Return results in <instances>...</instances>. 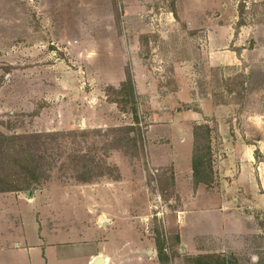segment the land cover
Wrapping results in <instances>:
<instances>
[{
	"label": "rangeland",
	"instance_id": "obj_1",
	"mask_svg": "<svg viewBox=\"0 0 264 264\" xmlns=\"http://www.w3.org/2000/svg\"><path fill=\"white\" fill-rule=\"evenodd\" d=\"M126 71L140 136L108 101ZM195 123L215 129L207 185L187 183ZM54 133L70 134L40 138L37 180L1 155L7 184L49 203L52 189L83 182L84 156L91 181H116L126 209L146 214L134 230L161 238L160 264H187L191 243L264 264V0H0V134ZM183 207L197 210L199 233L185 228L194 242L181 252Z\"/></svg>",
	"mask_w": 264,
	"mask_h": 264
},
{
	"label": "crops",
	"instance_id": "obj_2",
	"mask_svg": "<svg viewBox=\"0 0 264 264\" xmlns=\"http://www.w3.org/2000/svg\"><path fill=\"white\" fill-rule=\"evenodd\" d=\"M191 178L190 174L187 183ZM115 183L80 182L72 185L80 188L77 191L66 189L72 186L57 187L48 192L49 203L44 199L48 196L37 191H0V264H92L99 255L102 264H160L154 239L134 230L138 222L147 221L146 214L136 219ZM192 210H177L181 252L194 242V237L185 238V228L193 235L199 233ZM190 248L193 255L199 253L194 244Z\"/></svg>",
	"mask_w": 264,
	"mask_h": 264
},
{
	"label": "trees",
	"instance_id": "obj_3",
	"mask_svg": "<svg viewBox=\"0 0 264 264\" xmlns=\"http://www.w3.org/2000/svg\"><path fill=\"white\" fill-rule=\"evenodd\" d=\"M117 85L119 86H117L118 88L116 86H111V89H117V92L121 94L119 96L120 98H117V96H115L114 98L108 101L113 102L117 107H119L123 111L131 112L134 124L125 127V132L127 133L126 130H128V132L133 131L137 134V136H140L141 129L137 125L139 119V107L135 96L132 76L128 71H126L125 80H123ZM214 130L215 129H213L210 125L206 123H195L192 126L193 148L191 153V177L194 184L203 183L207 185L211 184L214 180L215 176L212 172V151L210 149V134ZM60 134L69 135L70 133H54L52 135L35 134L33 136H12L10 137V139L0 134V158L2 157L1 155L4 154L6 156H10L11 160H8L7 164L14 162L17 163L25 177L31 180H37L41 173V168H43V165L41 163L45 161L44 155H42V153L37 152L38 149H45L46 147L44 140L40 142V138L46 139L52 137L54 139L57 138L56 136H60ZM134 139V137L130 138V140ZM15 140L24 141H22V143L20 141L19 143H15ZM47 147L50 146L47 145ZM75 157L82 158L80 163V169H82L83 174L79 175L81 181L91 182L92 178H90V173H92V169L89 168V162L91 163L93 162V160H89V158H85L84 156ZM35 158L37 160H35ZM19 168L16 170H19ZM13 173V171L0 172V191L25 189H22L21 187L13 184H7L12 183L11 177L13 176ZM1 184L5 185L2 186ZM25 184H27L26 181ZM26 186L27 185H25V187ZM155 247L158 261L160 263L166 262L168 256L164 251L161 238L158 235H156L155 237ZM257 259L259 260V257ZM237 260L238 259L234 254L223 253H202L186 257L187 264H238Z\"/></svg>",
	"mask_w": 264,
	"mask_h": 264
},
{
	"label": "water",
	"instance_id": "obj_4",
	"mask_svg": "<svg viewBox=\"0 0 264 264\" xmlns=\"http://www.w3.org/2000/svg\"><path fill=\"white\" fill-rule=\"evenodd\" d=\"M32 192V190H28V193L30 194ZM150 251V250H149ZM103 263V258L101 255L97 256L96 258H94L92 264H102Z\"/></svg>",
	"mask_w": 264,
	"mask_h": 264
},
{
	"label": "built area",
	"instance_id": "obj_5",
	"mask_svg": "<svg viewBox=\"0 0 264 264\" xmlns=\"http://www.w3.org/2000/svg\"><path fill=\"white\" fill-rule=\"evenodd\" d=\"M159 215V214H158Z\"/></svg>",
	"mask_w": 264,
	"mask_h": 264
}]
</instances>
